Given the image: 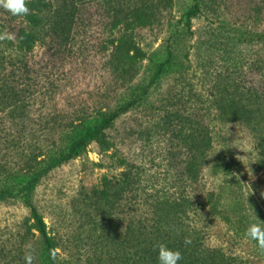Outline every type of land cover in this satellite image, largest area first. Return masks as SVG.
<instances>
[{
    "label": "rangeland",
    "instance_id": "374dc122",
    "mask_svg": "<svg viewBox=\"0 0 264 264\" xmlns=\"http://www.w3.org/2000/svg\"><path fill=\"white\" fill-rule=\"evenodd\" d=\"M26 2L42 27L32 56L13 35L28 15L0 7V168L43 160L47 139L86 148L35 189L57 260L30 229L22 185L0 200V264L130 263L119 235L144 186L142 201L182 202L181 230L264 264L244 235L264 222V45L249 39L264 32V0H202L196 15L197 0ZM114 113L103 148L90 135Z\"/></svg>",
    "mask_w": 264,
    "mask_h": 264
},
{
    "label": "trees",
    "instance_id": "16d2710c",
    "mask_svg": "<svg viewBox=\"0 0 264 264\" xmlns=\"http://www.w3.org/2000/svg\"><path fill=\"white\" fill-rule=\"evenodd\" d=\"M200 1L202 0H197V5L193 8V15L200 12ZM38 20V16L31 13L27 20L20 21L14 28L15 41L26 56L33 55L36 43L41 37L42 27L37 23ZM243 24L246 23L243 22ZM190 29L192 30V28ZM253 32L249 33V39L253 38L264 45V32ZM119 116V113H114L105 118L101 126L90 137L96 138L103 148H108L109 142L105 132ZM51 142V140H46L45 145L48 150L41 155L45 156L43 160L38 161L35 156L21 157L19 165H24L25 169L16 166L4 170L0 168V187L5 191L0 193V200L4 197L6 199L11 198L13 190L24 185L18 192H22L21 198L29 210L30 229L40 234L49 257L52 260H57L56 244L50 235L44 214L34 201L35 189L43 173H47L50 169L59 167L66 160L82 154L86 144L85 139L67 146H56ZM51 152H56L57 157L52 163L47 159ZM29 174L33 177L29 178ZM25 177L29 179L25 180L23 184L22 179ZM146 188L145 186L140 190L135 188L136 197L132 199L133 203L130 202V204L125 205L128 212L122 220L124 228L119 236L122 240L121 245L128 250L127 259L130 260L128 264H158L157 250L154 247L157 243H166L170 248L180 250L183 254L181 264H236L223 250L207 246L206 236L199 234L195 226L185 225L186 230L180 229V224L176 221L178 219L176 212L178 207L182 205L181 201L178 203L171 195L165 199L157 196L155 199L152 198L153 202L151 203L142 201V197L139 199V191L145 194ZM164 200L165 202L170 200V207H174L168 216H164L162 213ZM250 204L257 208V203L252 197ZM185 238L189 239L191 243L185 244Z\"/></svg>",
    "mask_w": 264,
    "mask_h": 264
},
{
    "label": "clouds",
    "instance_id": "9594fccd",
    "mask_svg": "<svg viewBox=\"0 0 264 264\" xmlns=\"http://www.w3.org/2000/svg\"><path fill=\"white\" fill-rule=\"evenodd\" d=\"M0 7L9 12L12 16H26L29 13L26 0H0ZM2 38V37H0ZM11 39L12 37H8ZM245 238L255 241L258 247L264 250V222L257 219L248 225L245 233ZM191 241L185 238V244H190ZM157 250L158 264H181L183 254L178 249L170 248L166 243H157L154 245ZM28 264H31L32 257L26 255Z\"/></svg>",
    "mask_w": 264,
    "mask_h": 264
}]
</instances>
